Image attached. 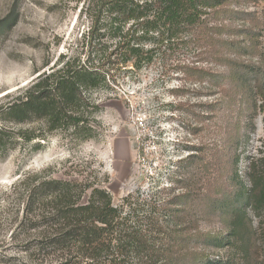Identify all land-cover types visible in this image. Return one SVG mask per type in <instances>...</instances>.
I'll return each mask as SVG.
<instances>
[{
	"label": "trees",
	"instance_id": "obj_1",
	"mask_svg": "<svg viewBox=\"0 0 264 264\" xmlns=\"http://www.w3.org/2000/svg\"><path fill=\"white\" fill-rule=\"evenodd\" d=\"M259 6L260 12L250 10ZM79 18L86 24L81 51L59 56L26 87L0 98V156L33 139L22 128L29 122L41 121L48 133L72 127L78 137L91 138L82 109L97 112L99 104L85 93L108 90L120 75L138 76L155 65L162 66L161 75L182 69L203 74L180 68L186 56L220 62L230 93L249 86L264 121V0H85ZM194 158L177 162L186 171L176 173L170 187L127 194L117 206L101 188L19 181L14 191L24 195L23 222L35 235L25 258L34 264H233L213 257L212 249L236 239L239 227L247 232L243 207L264 206V177L250 175L248 190L234 175L235 195L216 198L192 188L199 176ZM199 207L223 218L227 238L196 230ZM254 240L249 236V264H255Z\"/></svg>",
	"mask_w": 264,
	"mask_h": 264
},
{
	"label": "rangeland",
	"instance_id": "obj_2",
	"mask_svg": "<svg viewBox=\"0 0 264 264\" xmlns=\"http://www.w3.org/2000/svg\"><path fill=\"white\" fill-rule=\"evenodd\" d=\"M84 1L0 0V98L26 87L59 56L81 51L78 41L86 24L79 9ZM180 62V68L204 73L182 69L161 75L162 66L155 65L138 76L120 75L108 90L85 93L99 104L97 112L82 109L84 125L93 131L89 139L78 137L72 127L48 133L41 121L22 127L33 139L0 156V264H34L24 249L35 235L23 222L24 195L14 191L21 180L101 188L117 206L127 194L170 187V179L186 171L177 162L189 155L199 165L192 188L216 198L235 195L234 175L235 183L248 190L250 175L264 177L263 112L253 90L248 86L230 93L226 68L214 58L186 56ZM243 211L247 232L239 227L238 237L225 239L212 256L249 264L246 251L253 236L255 264H264V206L253 211L244 205ZM197 215L200 233L228 237L221 216L209 215L203 207Z\"/></svg>",
	"mask_w": 264,
	"mask_h": 264
}]
</instances>
